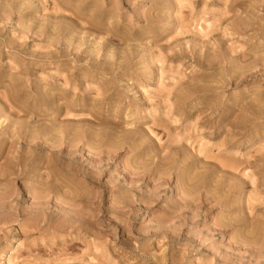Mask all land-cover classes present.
<instances>
[{
  "label": "rangeland",
  "instance_id": "1",
  "mask_svg": "<svg viewBox=\"0 0 264 264\" xmlns=\"http://www.w3.org/2000/svg\"><path fill=\"white\" fill-rule=\"evenodd\" d=\"M0 264H264V0H0Z\"/></svg>",
  "mask_w": 264,
  "mask_h": 264
},
{
  "label": "bare ground",
  "instance_id": "2",
  "mask_svg": "<svg viewBox=\"0 0 264 264\" xmlns=\"http://www.w3.org/2000/svg\"><path fill=\"white\" fill-rule=\"evenodd\" d=\"M44 196V195H43ZM187 196V195H186ZM39 197V196H38ZM192 197V196H191ZM190 200V199H189ZM185 204V203H184Z\"/></svg>",
  "mask_w": 264,
  "mask_h": 264
}]
</instances>
